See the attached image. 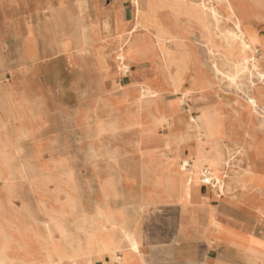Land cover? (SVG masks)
<instances>
[{
    "label": "crops",
    "instance_id": "obj_1",
    "mask_svg": "<svg viewBox=\"0 0 264 264\" xmlns=\"http://www.w3.org/2000/svg\"><path fill=\"white\" fill-rule=\"evenodd\" d=\"M231 2L250 24L255 45L256 37H264V0ZM139 4L0 0V115L42 118L44 80L60 88L64 57L73 73L67 84L73 100L68 158L82 173L68 175L72 254L96 229L98 242L121 248L117 257L105 251L90 264H248L252 251L264 256V82L252 90L256 112L244 94L223 89L201 30L175 28L197 62L188 74L186 66L176 67L182 82L176 91V69L165 66L168 45L162 54L155 35H171L172 16L161 10L163 25L154 32L140 23L146 1ZM259 4L258 16L246 14ZM223 25V31L235 30L232 20ZM213 30L218 40L220 30ZM256 46L262 59L263 48ZM224 53L219 50L216 59L229 70L233 59L226 61ZM27 69L35 75L27 76ZM196 75L210 78L213 89L193 91ZM145 87L154 96L143 95ZM30 104L34 111L22 110ZM199 114L201 129L193 121ZM214 145L223 148L215 175H229L224 191L203 179L212 170L208 160L217 157ZM125 232L133 235L136 251Z\"/></svg>",
    "mask_w": 264,
    "mask_h": 264
},
{
    "label": "rangeland",
    "instance_id": "obj_2",
    "mask_svg": "<svg viewBox=\"0 0 264 264\" xmlns=\"http://www.w3.org/2000/svg\"><path fill=\"white\" fill-rule=\"evenodd\" d=\"M220 8L222 13H225L222 4ZM253 9L246 14L250 17L258 15L259 11ZM195 22L193 18L187 20L193 28L204 32V27ZM223 27L224 25L221 26ZM221 36L223 35L219 34V41ZM256 38L255 54L258 52L257 43L261 44L264 52V37ZM257 58L264 70V57L261 59L257 56ZM26 71L27 76L35 75L33 70ZM72 74L65 58L61 57L58 69L60 88L56 90V87L47 84L44 80L45 90L42 95L47 109L42 118L23 117L18 114L0 115V264H74L70 237L71 217L68 216L70 215L68 175H82V173H80L81 165L69 163L68 158L70 149L67 142L71 138L69 119L73 100L69 97L70 90L67 84ZM206 79L212 83L210 78ZM29 80L34 83L36 81ZM219 80L223 89L243 95L242 90L238 89L236 84L230 83L222 74H219ZM244 81L246 76L242 75L238 78V85L242 86L241 82ZM38 84L42 85L41 81ZM210 88L213 89V83ZM208 161L212 168L209 174L215 175L217 171L215 167L220 163L219 158L214 156ZM95 232L97 233L96 229L88 231V234L95 238L96 243L92 245L91 252L84 253V261H93L94 257L102 255L105 251L110 252L111 248L117 246L110 242L107 245L98 242L99 239L94 237ZM100 246L105 249L104 252L99 250ZM120 248L117 247L116 251Z\"/></svg>",
    "mask_w": 264,
    "mask_h": 264
},
{
    "label": "bare ground",
    "instance_id": "obj_3",
    "mask_svg": "<svg viewBox=\"0 0 264 264\" xmlns=\"http://www.w3.org/2000/svg\"><path fill=\"white\" fill-rule=\"evenodd\" d=\"M135 3L140 6L139 0H134ZM141 1V0H140ZM146 1V7L142 10L139 9L138 16L140 19V23L142 25L148 26L151 29L156 30L159 29V27L163 25V21H159V12L161 10H167L171 16H172V30L171 35H167L166 37H163V35H159L158 33L156 35V38L158 39V42L161 45L162 48V54H164L163 45L164 43L168 45L166 47V55L169 56V60L166 59V65L167 67L171 68L178 67L180 64L183 66H186V74H188V71L191 69V66L194 65V63L197 64L195 60V56L191 53V50L189 51L185 45L182 44V38L179 34L175 32V28L181 31H188L193 30L194 28L187 23V20L190 18H193L198 22L202 27H204L205 31L202 33V39H204V43L207 45V50L209 53V60L211 59L215 75L222 74L227 80L230 81L232 84H236L238 89H241L243 94L248 99V103L250 106H252L256 112H259V104L257 102V99L255 98V95L253 94V91H256V89L259 88V83L264 82V70L262 69V64L260 63V60L257 58L255 54V45L253 43L252 38L249 35V24H247L243 18V16H239L237 8L233 5L231 0H217V4H196L194 3H186L185 0H144ZM198 1V0H197ZM259 3V2H258ZM143 4V3H142ZM221 4L225 10V13H222L221 11ZM261 4L259 5H253L250 9H246L247 12H251L253 9H257L259 11ZM262 7V6H261ZM243 11V10H242ZM182 12V15L180 14ZM245 12V11H243ZM259 12H257L258 14ZM243 15V14H242ZM259 15V14H258ZM256 15V16H258ZM264 18V17H263ZM228 20H232L234 22L235 30L230 31H223L221 29V26L227 22ZM192 21V20H191ZM195 22V23H196ZM198 25V24H197ZM196 25V26H197ZM148 29V28H147ZM218 29L220 30L221 34L223 36L220 37V41L217 40V37L214 35V30ZM162 31V29H161ZM194 33V32H193ZM55 37V36H54ZM52 38V37H51ZM193 38V37H192ZM198 38V37H197ZM199 39V38H198ZM187 40V39H186ZM197 42V41H196ZM191 45V44H190ZM159 47V45H158ZM222 48H225V53L223 54L225 57V60L227 61L228 58H232L231 61V68L229 70L222 69L216 59V53L221 50ZM239 49V50H238ZM235 50V52H234ZM250 50L252 52L251 56L247 55V51ZM194 51V49H193ZM198 50H196L197 52ZM198 53V52H197ZM206 54V53H205ZM235 54V55H234ZM264 55V52H263ZM120 58L124 60L125 55L120 54ZM205 56V55H204ZM204 59V58H203ZM219 59V58H218ZM223 60V59H221ZM169 61V65L167 63ZM230 61V60H229ZM147 63V61H146ZM199 63V62H198ZM205 63V62H204ZM227 63V62H226ZM139 65V64H138ZM223 65V64H222ZM226 65V64H225ZM144 67V66H143ZM196 68V67H194ZM211 68V67H210ZM126 70V69H125ZM174 71V69H173ZM178 71L179 69H176L175 76L172 75L174 79V89L177 91L179 89V86L182 82H180V79H178ZM183 71V67H182ZM171 72V71H170ZM213 72V70H212ZM201 75V74H200ZM242 75L246 76V81L241 82L242 86L238 85V78H240ZM215 77V76H214ZM183 80V77L181 78ZM218 79V78H216ZM177 80V81H176ZM181 80V81H182ZM173 82V81H172ZM194 84H198V89H195L193 91H200L202 89L211 91L212 88L209 82V80L205 77L201 76H194L193 82ZM142 90V89H141ZM142 92V91H141ZM145 93V94H144ZM143 95L145 96H154L153 91H149L147 87L144 88ZM221 95V94H220ZM220 97V96H219ZM3 101V99H2ZM9 102V101H8ZM8 102L6 104H8ZM34 105V104H33ZM3 106V105H2ZM4 107V106H3ZM24 107V108H23ZM8 109V108H7ZM34 107L30 104L27 108L26 105L22 106V110H32L34 111ZM199 109V108H198ZM236 109V108H235ZM6 110V109H5ZM11 110V109H10ZM264 110V109H263ZM13 111V110H12ZM201 113V112H200ZM6 114V113H5ZM8 114V113H7ZM239 114V113H238ZM9 115V114H8ZM5 117V116H4ZM35 118V117H34ZM37 119V118H36ZM27 120V119H26ZM30 121V120H29ZM193 121L196 123L198 122V127L201 129L203 128L202 125V117L200 114L193 118ZM250 121V120H249ZM264 123V120L263 122ZM23 124V122H22ZM28 124V122H27ZM26 124V125H27ZM32 124V121H31ZM24 125V124H23ZM17 126V125H16ZM34 126V125H32ZM40 126V125H39ZM21 127V126H20ZM19 127V129H20ZM26 127V126H25ZM35 127V126H34ZM205 127V126H204ZM31 128V127H30ZM44 128V127H43ZM42 128V129H43ZM51 128V127H50ZM5 130V129H4ZM17 131V129H16ZM19 131V130H18ZM34 131V130H33ZM44 131V130H43ZM29 132V131H28ZM216 132V131H215ZM247 132V131H246ZM6 133V131H5ZM209 135H213L214 132H206ZM205 133V134H206ZM3 134V133H2ZM35 134V133H34ZM46 134V133H45ZM44 134V135H45ZM225 134V133H224ZM43 135V134H42ZM228 135V134H226ZM13 136V135H12ZM25 136V135H24ZM31 136V135H30ZM40 136V135H39ZM230 136V135H229ZM6 137V136H5ZM11 137V136H10ZM212 137V136H211ZM233 137V136H232ZM238 137V136H237ZM9 138V137H8ZM33 138V137H32ZM216 138V137H215ZM234 138V137H233ZM236 138V137H235ZM246 138V137H245ZM4 140V139H3ZM2 141V140H1ZM202 143V142H201ZM200 144V143H199ZM216 147V154L219 158V162H222V149L220 147ZM16 149V148H15ZM249 149V147H248ZM1 151V150H0ZM12 153V152H11ZM10 153V154H11ZM17 153V152H16ZM199 153H201V150H199ZM6 155V154H5ZM180 156V155H179ZM229 157V156H228ZM2 159V158H1ZM7 160V159H6ZM6 163V162H5ZM67 163V162H66ZM188 162L186 161V164ZM8 164V163H7ZM98 164V163H97ZM94 165V164H93ZM100 165V164H99ZM98 165V167H99ZM200 165V164H198ZM6 166V165H5ZM8 167V166H7ZM68 167V166H67ZM92 167V166H91ZM198 167V166H197ZM158 168V167H157ZM196 168V167H195ZM26 169V168H25ZM98 169V168H97ZM94 170V169H93ZM92 170V171H93ZM3 172V170H1ZM27 171V170H26ZM205 173V172H204ZM5 176V175H4ZM75 176V175H74ZM229 175H210L209 173H205L203 176V179L207 183H211L219 186V188L224 191L225 186H227L226 178ZM14 177V176H13ZM5 178V177H4ZM30 178V177H29ZM32 179V178H31ZM62 179V178H60ZM71 179V178H70ZM6 180V179H5ZM63 181V180H62ZM76 183V181H74ZM6 183V181H5ZM64 183V182H63ZM69 183V182H68ZM74 183V184H75ZM80 183V182H79ZM11 184V183H10ZM73 185V184H72ZM71 185V186H72ZM31 186V185H30ZM34 186V185H33ZM76 186V185H75ZM4 187V186H3ZM65 187V186H64ZM69 188V187H68ZM74 188V187H73ZM78 188V187H77ZM4 189V188H3ZM12 189V188H11ZM63 189V188H62ZM71 189V187H70ZM10 191V190H9ZM189 191V190H188ZM6 192V191H5ZM35 192V191H34ZM3 194V193H2ZM84 194V193H83ZM36 195V193L34 194ZM80 195V194H79ZM3 197V195H2ZM35 197V196H34ZM53 197V196H52ZM82 197V196H81ZM85 197V196H84ZM187 197V196H186ZM75 198V197H74ZM79 198V197H78ZM227 198V197H226ZM1 199V198H0ZM83 199V197H82ZM177 199V198H176ZM2 201V200H1ZM46 202V201H45ZM35 203V202H34ZM41 203V202H40ZM27 204V203H26ZM39 205V204H38ZM69 205V203H68ZM44 206V205H43ZM42 206V208H43ZM15 207V206H14ZM37 207V206H36ZM9 208V207H7ZM18 209V208H17ZM63 209V208H62ZM3 213V212H2ZM18 213V212H17ZM258 213V212H257ZM70 214V213H69ZM106 214V213H105ZM11 215V213H10ZM70 216V215H68ZM106 216V215H105ZM159 216V215H158ZM14 217V216H13ZM71 217V216H70ZM13 218H11L12 220ZM9 220V219H8ZM5 221V220H4ZM110 222V221H109ZM213 223V222H212ZM112 225H114L112 223ZM98 230V229H97ZM212 230V229H211ZM105 231V230H104ZM19 232V231H18ZM208 233V232H207ZM20 234V233H19ZM125 239L128 242L129 246L133 250L138 249V244L135 241L133 235L130 232H125ZM16 235V234H15ZM33 235V234H32ZM37 235V234H36ZM20 236V235H19ZM58 236V235H57ZM32 237V236H31ZM88 239L85 243H83L80 240L79 246L74 250V263L75 264H88L92 263V261H84V253L91 252L92 245L96 243L95 238L91 236V234H88ZM95 237V236H94ZM211 237V236H210ZM30 238V237H29ZM33 238V237H32ZM17 239V238H16ZM53 240V239H52ZM2 242V241H1ZM32 242V241H31ZM14 243V242H13ZM206 243V242H205ZM40 244V243H39ZM33 245V244H32ZM38 245V244H37ZM41 245V244H40ZM114 246V245H113ZM37 247V246H36ZM41 247V246H40ZM54 247V246H53ZM4 248V247H3ZM7 248V247H6ZM13 248V247H12ZM1 249V248H0ZM50 250V249H49ZM99 250L101 252H104L105 249L100 246ZM111 251L108 253L112 254L114 257H117L116 255V247L111 248ZM36 251V250H34ZM8 252V251H7ZM17 253V252H16ZM12 254V253H11ZM244 254V253H243ZM16 255V254H15ZM19 255V254H18ZM62 255V254H61ZM5 256V255H4ZM45 256V255H44ZM2 257V256H1ZM6 257V256H5ZM14 257V255H13ZM20 258V257H19ZM31 258V257H30ZM69 258V257H68ZM8 259H10L8 257ZM32 260V259H31ZM45 260V258H44ZM62 260V259H61ZM236 260V259H235ZM15 261V260H14ZM13 261V262H14ZM42 261V260H41ZM239 261V260H238ZM260 264H264V256L257 253H254L252 251L251 255L248 256V264H254L256 262H259ZM112 263V262H111ZM234 263V262H233ZM10 264V263H9ZM39 264V263H37Z\"/></svg>",
    "mask_w": 264,
    "mask_h": 264
}]
</instances>
